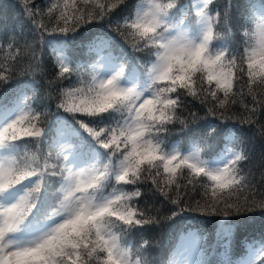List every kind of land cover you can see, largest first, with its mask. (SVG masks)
Returning <instances> with one entry per match:
<instances>
[{
    "label": "snow or ice",
    "instance_id": "snow-or-ice-1",
    "mask_svg": "<svg viewBox=\"0 0 264 264\" xmlns=\"http://www.w3.org/2000/svg\"><path fill=\"white\" fill-rule=\"evenodd\" d=\"M22 4L31 43L0 44V85L39 70L45 49L50 84L69 83L57 89L51 124L33 80L0 94V264H150L148 241L129 237L185 213L212 223L223 251L207 259L208 233L186 229L169 264H264V231L241 238L243 257L233 258L247 214L264 215V194L257 199L241 166L249 160L242 129L229 123L255 125L264 111V0ZM106 20L119 42L90 32ZM189 98L215 118L190 133L199 118H181ZM238 103L244 111L235 116ZM176 124L183 148L168 140ZM145 186L172 206L168 215L141 207Z\"/></svg>",
    "mask_w": 264,
    "mask_h": 264
},
{
    "label": "trees",
    "instance_id": "trees-1",
    "mask_svg": "<svg viewBox=\"0 0 264 264\" xmlns=\"http://www.w3.org/2000/svg\"><path fill=\"white\" fill-rule=\"evenodd\" d=\"M259 1V0H258ZM51 0H35V5L38 8L46 9ZM247 2V0H245ZM217 5H223L225 0H215ZM241 12L243 9L240 10ZM119 12V10H117ZM126 14V13H125ZM116 19V16H113V20ZM102 25H107V20L102 22ZM33 25L31 21L27 18L26 14L23 10L22 0H0V44L4 45V49H7L8 43L15 41L18 45L23 46L25 42L31 43V32ZM91 27H89L90 29ZM222 31L221 29H218ZM233 33H236V28L233 27ZM233 40L238 43L235 35L233 36ZM24 60L22 61V65L24 67L29 63V59L26 52H23ZM4 53L0 52V60L3 59ZM18 75L17 73L14 78ZM28 75L33 77L37 81V96L38 99L36 102H39L38 108L40 106H47L49 112L56 108V95L57 89L61 86L67 87L68 81H64L61 85L59 82L53 81L54 72L52 69V57L48 54L45 49L43 54V64L39 70L34 72H29ZM0 85V89L2 86ZM51 94V95H49ZM246 102L251 105V100L248 98ZM243 108L240 107L239 103L233 108V115L240 116L243 113ZM196 113L199 118L196 125L189 124L186 132H191V129L199 124H203L206 121L214 120V117L206 116L207 108L203 105H200L198 101H191L189 98V102L187 103V107L184 109V112L181 116L183 119H189V113ZM258 123L255 125H239L238 121L233 120L230 121V124H236L238 128H241L242 131L240 133V147H242L247 155L249 156V160L244 162L241 166L245 171V174L250 175V179L252 183L255 185V190L257 192V199H261L264 194V179H262V174H264V138L261 137V125H264V111L257 113ZM182 126L179 124L175 125V129L173 133L168 137V140L175 142H182L184 144L187 142L186 134L179 131ZM147 186L144 187V197L141 200V207L148 205L150 207L154 206L161 215H168V209L172 207L167 204V202L163 201L158 195L154 196L151 192L147 191ZM194 199H200L199 190L193 194ZM189 213H185L180 217L175 218L174 221H166L163 226H152L145 225L144 230L141 232L135 233V235L130 236L134 238L136 241H148V252L150 253L149 257H152L157 252V247L162 244V241L168 237V233L175 223L176 220L181 217L187 216ZM247 220H262L264 221V215H261L259 210L254 213H249ZM244 225H248V227H244L241 230L238 237H247L248 232L251 231L250 224L245 223ZM139 246V245H137Z\"/></svg>",
    "mask_w": 264,
    "mask_h": 264
},
{
    "label": "rangeland",
    "instance_id": "rangeland-1",
    "mask_svg": "<svg viewBox=\"0 0 264 264\" xmlns=\"http://www.w3.org/2000/svg\"><path fill=\"white\" fill-rule=\"evenodd\" d=\"M179 258V257H178Z\"/></svg>",
    "mask_w": 264,
    "mask_h": 264
}]
</instances>
